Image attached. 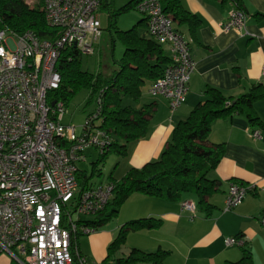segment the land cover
I'll return each mask as SVG.
<instances>
[{"label":"built area","instance_id":"1","mask_svg":"<svg viewBox=\"0 0 264 264\" xmlns=\"http://www.w3.org/2000/svg\"><path fill=\"white\" fill-rule=\"evenodd\" d=\"M102 1L43 0L46 25L56 30L52 42L31 31L18 35L0 30V253L17 264H96L80 255L77 238L94 232L82 219L105 210L115 185L81 187L77 164L87 149L102 151L107 135L94 125L96 114L80 131L63 126L64 103L49 105L46 96L60 84L56 63L62 50L94 54L101 37ZM136 11L146 20L149 38L168 50V64L148 93L165 98L175 111L186 100L195 68L189 42L163 13L159 0H139ZM246 20L247 15L234 8L222 29L241 32ZM251 135L262 139L258 130ZM246 191L230 185L223 211L239 206ZM180 210L191 219L196 216L192 201L180 202ZM224 244L243 247L244 241L227 238Z\"/></svg>","mask_w":264,"mask_h":264},{"label":"crops","instance_id":"2","mask_svg":"<svg viewBox=\"0 0 264 264\" xmlns=\"http://www.w3.org/2000/svg\"><path fill=\"white\" fill-rule=\"evenodd\" d=\"M180 3L199 20L191 29L174 22L175 29L187 38L195 62L186 100L172 111L165 98L148 93L151 82L144 86L147 94L144 87L141 89L137 102L127 96L122 99V105L134 109L149 106L151 117L143 139L127 145L126 155L119 156L122 161L114 165L107 183L120 180L131 168L139 169L158 160L176 124L184 121L204 100L206 89H216L226 98H237L247 94L253 85H264V0H239L247 15L241 32L222 29L229 12L235 8L229 1L180 0ZM143 28L145 34L146 26ZM160 46L168 57L167 47ZM253 111L264 125V100L256 101ZM254 130L260 131L262 139L252 137ZM209 141L223 145L224 149L209 175L220 183L219 191L208 199L212 206L209 216L197 209L195 218L191 219L188 212L180 210V202L134 193L112 220L89 235L78 236L80 255L96 264H117V260L127 258L132 251L158 253V264H232L241 259L243 248H249L253 264H264V129L251 127L244 115L234 114L212 123ZM121 168L120 178H113V173ZM81 173L88 177L84 171ZM87 184L92 185L90 178ZM232 184L247 191L239 206L224 212L225 197ZM182 200L192 198L184 195ZM141 219H155L159 226L127 230L124 242L108 255L109 246L125 224ZM227 238H241L244 246L227 247L224 244ZM0 264L17 263L8 254L0 253Z\"/></svg>","mask_w":264,"mask_h":264},{"label":"trees","instance_id":"3","mask_svg":"<svg viewBox=\"0 0 264 264\" xmlns=\"http://www.w3.org/2000/svg\"><path fill=\"white\" fill-rule=\"evenodd\" d=\"M231 2L235 8L242 10L239 0H219ZM139 0H132L120 9L124 12L130 8L136 10ZM162 11L179 25L194 28L199 24L196 16L186 11L180 0H159ZM109 10V28L115 25L108 0H103L100 9ZM243 11V10H242ZM146 20L142 18L131 29L120 32V40L124 51L120 59L115 61L117 70L110 76L101 73L90 75L80 70L81 55L74 49H64L60 52L56 69L60 75V84L56 90L47 92V103L62 101L67 106L68 100L81 89L91 92V102L95 110L87 116L96 114L94 125L107 135L108 144L98 151L96 163H93V173L100 175L98 166L103 164L109 155L125 156L127 145L143 139L148 119L151 117L149 106L134 109L122 105V99L129 97L137 102L141 89L147 82L153 83L161 77L163 69L168 64V57L163 48L149 38L147 32L142 33ZM0 30L22 35L33 32L40 40L52 42L56 30L46 25L43 13V0L30 5L26 0H0ZM264 100V85H253L249 92L237 98H226L218 90L208 88L204 92V100L198 103L189 116L174 127L171 138L158 160L149 162L139 169L131 168L115 185L113 197L105 210L91 220L83 221L85 226L94 231L101 228L117 214L120 206L132 194L160 198L168 202L192 201L196 210L209 216L212 207L208 199L219 191L220 183L209 178L223 156V145H215L209 141L211 125L214 121L232 116L244 115L251 127L259 130L264 125L253 111L256 101ZM86 118V119H87ZM79 174V175H78ZM79 184L87 185L84 173H78ZM79 178L83 179L80 182ZM184 195L192 200H182ZM159 226L155 219L130 221L119 232L117 238L108 248H118L125 239L127 230L153 229ZM160 254H143L138 251L125 259L117 260V264L159 263ZM232 264H253L249 248H243L239 261Z\"/></svg>","mask_w":264,"mask_h":264},{"label":"rangeland","instance_id":"4","mask_svg":"<svg viewBox=\"0 0 264 264\" xmlns=\"http://www.w3.org/2000/svg\"><path fill=\"white\" fill-rule=\"evenodd\" d=\"M30 5H34L39 0H26ZM132 0H108L109 6L112 9L111 13H116L114 16L115 25L109 28V10L106 8L100 9L98 18L101 24V37L97 41L94 49V54L91 56H82L80 59V70L90 75L101 73L104 76H110L113 71L117 70L115 61L121 58L124 48L118 39L117 32H125L131 29L139 22L143 16L135 9L130 8L124 12H118ZM144 94H147V88H143ZM148 97V96H147ZM127 101V100H126ZM126 101L124 102L126 104ZM124 105V104H123ZM125 106V105H124ZM95 110V103L91 102V92L88 89H81L74 94L67 102V106L62 116V125L66 127H76L78 131L84 126L85 120L91 112ZM85 161L77 164V169L80 172H85L88 177L91 176L93 166L98 158L96 149L88 150L85 153ZM121 158L115 154H111L98 166L101 174L93 173L90 177L92 185L105 184L108 181V176L116 163L121 162ZM123 166V165H122ZM120 170L113 173V178L119 179L123 174ZM79 175V174H78ZM83 182L82 178H79ZM90 217H84L82 220H90Z\"/></svg>","mask_w":264,"mask_h":264}]
</instances>
